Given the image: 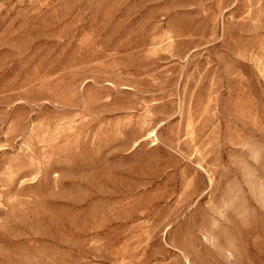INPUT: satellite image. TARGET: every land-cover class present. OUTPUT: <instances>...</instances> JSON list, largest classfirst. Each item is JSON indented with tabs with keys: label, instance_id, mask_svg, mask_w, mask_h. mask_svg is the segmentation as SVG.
I'll use <instances>...</instances> for the list:
<instances>
[{
	"label": "rangeland",
	"instance_id": "obj_1",
	"mask_svg": "<svg viewBox=\"0 0 264 264\" xmlns=\"http://www.w3.org/2000/svg\"><path fill=\"white\" fill-rule=\"evenodd\" d=\"M0 264H264V0H0Z\"/></svg>",
	"mask_w": 264,
	"mask_h": 264
},
{
	"label": "bare ground",
	"instance_id": "obj_2",
	"mask_svg": "<svg viewBox=\"0 0 264 264\" xmlns=\"http://www.w3.org/2000/svg\"><path fill=\"white\" fill-rule=\"evenodd\" d=\"M148 136L150 138H153V137L155 138L157 136L156 130H155L154 127H151V128L148 129Z\"/></svg>",
	"mask_w": 264,
	"mask_h": 264
}]
</instances>
